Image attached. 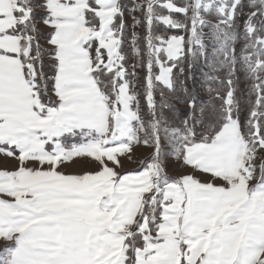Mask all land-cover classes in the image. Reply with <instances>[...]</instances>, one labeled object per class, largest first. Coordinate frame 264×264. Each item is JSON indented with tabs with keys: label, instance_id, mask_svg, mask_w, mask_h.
Masks as SVG:
<instances>
[{
	"label": "snow or ice",
	"instance_id": "6c2138e0",
	"mask_svg": "<svg viewBox=\"0 0 264 264\" xmlns=\"http://www.w3.org/2000/svg\"><path fill=\"white\" fill-rule=\"evenodd\" d=\"M226 3L231 13L220 8L209 24L201 12L211 14L216 0H157L151 12L138 0H0V157L15 162L0 170V264H193L181 219L201 238L195 264H264V159L255 163L264 153V0ZM126 31L128 49L144 58L143 76L129 71L136 62L126 63ZM241 40V70L255 96L243 119L236 98ZM209 44L212 57H225L209 63L212 72L227 67L223 77L205 75L226 86L221 96L205 84L221 101L218 111L188 86L196 60L208 63ZM84 58L86 67L78 63ZM6 96L28 101L29 126L8 138ZM169 113L183 117L178 125ZM233 124L246 144L239 175L220 166ZM141 144L152 149L142 169L107 166L122 167L118 156ZM169 156L191 172L169 177ZM83 157L100 168L60 171Z\"/></svg>",
	"mask_w": 264,
	"mask_h": 264
},
{
	"label": "rangeland",
	"instance_id": "374dc122",
	"mask_svg": "<svg viewBox=\"0 0 264 264\" xmlns=\"http://www.w3.org/2000/svg\"><path fill=\"white\" fill-rule=\"evenodd\" d=\"M174 2L178 5H182L185 0H174ZM157 0H138V6L139 5H145L146 11L151 12V6L156 4ZM217 6L212 9L211 14L201 12V17L204 21H207L209 24H214L217 21L216 11L220 8L224 9L229 14L231 13V9L227 7L226 0H216ZM162 10L157 8L155 9V13H160ZM127 13H125V17L127 18ZM137 16L142 15V13L137 12ZM174 18L181 19L180 16H175ZM257 22H259V18H257ZM133 21L131 19L128 20V24H132ZM42 31H48V29L44 28L42 25L40 26ZM157 32L163 31V26H157L156 28ZM216 29L212 28H205L203 29L204 33H210L212 31H215ZM136 33H140L143 35V26L136 27L135 28ZM219 31L221 32H227L229 31L225 27H220ZM205 41L209 39L210 36L205 35L204 36ZM141 48H143V40L140 42ZM229 48V44L227 45ZM47 47V46H46ZM109 47H111V44H109ZM125 48L127 47V33L125 32ZM227 49V47H226ZM114 50V49H113ZM209 50L211 52V44H209ZM133 57V61L136 62L135 69L129 68L130 71L135 70L136 72L140 73L141 76H143L142 67L144 58L137 55H133L132 51L130 52ZM95 55V52H94ZM46 62L47 57L45 58ZM82 66L86 67V58H84L82 61L78 62ZM132 65V63H131ZM136 84H140V81H134ZM140 88L138 87L136 91H139ZM157 97V95H156ZM156 99V98H155ZM28 101L27 98L21 97L17 98L14 96H6L5 98V105H4V115L7 118V123L4 126L5 131V137L8 138L10 136H13L19 132L22 131V128L29 126L28 123L25 121V117L27 115L26 107H27ZM141 104H143V99L141 100ZM167 150V148H166ZM221 155L226 157V162L223 165H220L224 168H226L230 173H234L239 175L240 171H243V160L245 159L244 150H243V142L240 139L239 133L236 130L235 124L232 125V128L229 132V142L228 144L223 147L221 150ZM152 152V149L149 147H146L144 145H137L134 147V149L127 155L120 154L118 156L120 165H116L114 162L111 161H105L107 163L108 167L115 168V171L119 173H125L129 171H136L140 170L145 166V161L149 157V154ZM244 155V156H243ZM259 159L255 161L257 165H260L261 159H264V153L259 154ZM15 167V162H9L7 159L0 157V170L3 169H13ZM100 168L99 162L95 161L94 158H88L83 157L76 159L74 162L66 164L64 167L60 169L62 172L66 173H77V174H83V173H94ZM166 169H167V175L171 178H179L182 177L184 174H187L191 172L190 168H183L181 167V161L178 159H173L171 156L166 158ZM198 175V178L201 181H209L210 177L207 175ZM246 175H250L246 173ZM217 184L222 183L221 181L217 180L214 181ZM252 184H255L256 181H251ZM245 184V179L242 177L240 181L241 185V191H243V185ZM178 192L179 189H176ZM7 199V197H4ZM137 204H139V199H137ZM130 220L131 217H128ZM174 224L176 218L174 217ZM185 220L181 219L179 226H178V232L181 238H187L189 241L193 252L190 255V259H192L193 264H195V257L197 255V252L199 250V246L201 243V238L197 231H194L193 229H188L186 231L185 227ZM6 242L0 239V249H2L5 246ZM176 259L179 260V248L176 251Z\"/></svg>",
	"mask_w": 264,
	"mask_h": 264
},
{
	"label": "trees",
	"instance_id": "16d2710c",
	"mask_svg": "<svg viewBox=\"0 0 264 264\" xmlns=\"http://www.w3.org/2000/svg\"><path fill=\"white\" fill-rule=\"evenodd\" d=\"M245 11H247V9H245ZM221 27H223V26H221ZM126 33H127V31H126ZM206 41H209V39H207ZM41 42L43 43V40ZM242 44H243L242 40L238 41L236 43L235 47H236V61H237L236 66L238 69L237 76L239 77V83H238V90L236 93V98L240 102L239 103L240 115H241V118L243 119L245 114L248 112V110L251 108H254L255 96H252V97L248 96L249 90L252 88V85L254 82L251 80H248L245 73L241 70L242 65H243V61L241 60ZM45 47H46V45H45ZM230 49H231V44L229 43V48L227 46V49H225V51L228 54V61L229 62L231 60ZM124 51L128 54V59H127L126 63L130 66L131 63H133V57H132V54H130L131 50H129L128 48H124ZM208 51H209L208 63H206L203 59H197L196 60V62H195L196 67L193 69L195 79L189 80L188 86H189V88L194 87L198 97L201 100L210 101L212 105L216 106L217 111H218L219 106L221 104V101L219 99H215V91H218L220 93V95L223 96V93L225 91L226 86L219 84L215 81H205V75H219V76L223 77L224 73L227 70V67L225 65V67L220 72L213 73L211 67L209 66V63L216 64L217 66H219V61L224 60L225 57H224L223 53L219 54L217 57H212L209 49H208ZM93 55H94V53H93ZM129 71H130V69H129ZM188 75H189V73L187 71V62H185V73H184L183 78L186 79L188 77ZM180 78L181 77H178V79H180ZM260 83L262 86H264V69H261ZM205 84H210V86L215 91L212 94H209L208 92H206L205 91ZM155 98L157 101L160 100L159 95H157V97H155ZM176 107L180 110L181 113L187 110L186 106L184 104H181V103H177ZM261 111H264V108H262ZM168 115H169V118L173 119L174 123H176L177 125L179 124V119L183 118L179 114H175V116H174L173 113H169ZM261 126L264 127V124H262ZM245 135H247V130H245ZM241 141L243 142V150H244V155H245L246 144H245L244 140L241 139ZM249 147H250V145H249Z\"/></svg>",
	"mask_w": 264,
	"mask_h": 264
}]
</instances>
